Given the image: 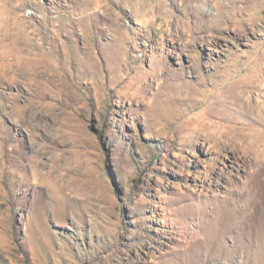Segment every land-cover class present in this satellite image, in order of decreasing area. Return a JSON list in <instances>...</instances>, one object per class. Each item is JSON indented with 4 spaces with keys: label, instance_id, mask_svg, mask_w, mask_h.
Segmentation results:
<instances>
[{
    "label": "rangeland",
    "instance_id": "obj_1",
    "mask_svg": "<svg viewBox=\"0 0 264 264\" xmlns=\"http://www.w3.org/2000/svg\"><path fill=\"white\" fill-rule=\"evenodd\" d=\"M201 1L0 0V264H264V0Z\"/></svg>",
    "mask_w": 264,
    "mask_h": 264
},
{
    "label": "bare ground",
    "instance_id": "obj_2",
    "mask_svg": "<svg viewBox=\"0 0 264 264\" xmlns=\"http://www.w3.org/2000/svg\"><path fill=\"white\" fill-rule=\"evenodd\" d=\"M244 1H245L246 4L250 5V4H253V3H255V2L259 1V0H244ZM77 2H79V1H77ZM81 3L82 2L79 3V7H78L79 9H78V11L80 10L82 13H86V1H85V3L84 2L82 4ZM192 3H193V7L192 6L191 7H192L193 11L198 14V20H199V24L198 25H199V27L205 26L206 23L210 22L214 18L212 14L206 13V12L201 11L199 9V7H200L199 5H200V3H202L201 0H192ZM220 4H221V6H220V13H219V15H222L223 16L224 15L225 8H228L230 6L235 5L236 2H235V0H224ZM0 28L5 29V32L0 35V45L3 44V43H5V42H12V41H17V40H18V42L21 41V36L17 37L19 34L17 33V29L16 28H14L12 26H9V25H8V27H0ZM20 50H18L15 53V55H13V56L6 55V56H10V57H6V59L13 60V59L17 58L18 56H16V55H19V53H21ZM3 71H5V70L3 69ZM10 71H12L14 73H17V74L19 73V74L22 75L23 73L32 72V69L25 68V67L21 66V67H19V69L13 68ZM227 101L228 100H225L224 98H222V99H220V104H225V103H227ZM227 104L229 105V106H227L228 107V112L232 113L233 115L240 116L242 119L247 120V121H249V120H255L253 118V115L250 112L249 106H247L246 104L243 105L241 103V101H238L236 99H233L231 102H229ZM257 148H258V150H257ZM256 155L258 157V161L255 164V171H254V175H252V178H251V183H250V189H249V191L247 193H239V192L235 191L232 195H235L240 200H247L248 199V200H250L252 202V204H256L258 206L261 203H264V178H263L264 177V145H259L258 147H256ZM247 187H248V185H247ZM248 195L250 197H248ZM213 211H214V214L215 215L216 214H219L220 216H225V212H223L222 215H221V213L218 212L217 209H213ZM183 215L186 216L185 214H183ZM258 229H259V232H260V230H264V219H261L260 220L259 225H258ZM190 236L194 240L193 234H191ZM216 240H215V242H216ZM196 241H195V243L198 242V241L197 242ZM256 242H257L256 243L257 248L263 247L264 246V235H261V236L258 235ZM205 243H202V244H205ZM212 243H213V241H212ZM207 244H208V242H207ZM209 245H208V247L206 245V248H209ZM203 246H205V245H203Z\"/></svg>",
    "mask_w": 264,
    "mask_h": 264
}]
</instances>
